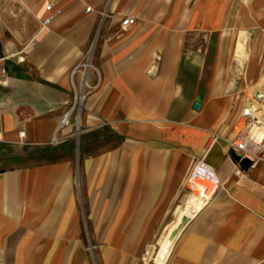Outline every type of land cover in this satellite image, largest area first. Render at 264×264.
<instances>
[{
	"label": "crops",
	"instance_id": "obj_1",
	"mask_svg": "<svg viewBox=\"0 0 264 264\" xmlns=\"http://www.w3.org/2000/svg\"><path fill=\"white\" fill-rule=\"evenodd\" d=\"M263 78L264 0H0V264H264V161L228 143Z\"/></svg>",
	"mask_w": 264,
	"mask_h": 264
},
{
	"label": "built area",
	"instance_id": "obj_2",
	"mask_svg": "<svg viewBox=\"0 0 264 264\" xmlns=\"http://www.w3.org/2000/svg\"><path fill=\"white\" fill-rule=\"evenodd\" d=\"M47 10H52V5H48ZM87 10L90 11L91 7H87ZM55 15L56 13H52L41 20L42 27H48L53 22ZM134 23V17H126L121 21L122 27ZM83 98L82 93L76 89L73 95V103L63 114L60 126L69 123L71 112L74 109H80ZM235 123L237 124H235L234 135L228 141L231 154L238 155L240 159L248 158L253 164L258 160L264 161V97L262 94L255 92L251 96L250 101L241 108L239 118ZM240 167L242 166L240 165ZM236 172L241 174L243 170L239 169ZM219 185L220 180L217 172L205 159H198L187 179L189 195L203 199L206 204Z\"/></svg>",
	"mask_w": 264,
	"mask_h": 264
},
{
	"label": "bare ground",
	"instance_id": "obj_3",
	"mask_svg": "<svg viewBox=\"0 0 264 264\" xmlns=\"http://www.w3.org/2000/svg\"><path fill=\"white\" fill-rule=\"evenodd\" d=\"M256 92L259 93L258 91H256ZM262 97H264V94H262ZM187 201H188V205H187V209L185 210V212L182 213L183 217H185V216L193 217L205 205V202L203 199L195 197L193 195L187 196ZM179 211H181V210H179ZM181 221H182V219H181ZM181 225H182V223H181ZM178 229H180V228L178 227ZM172 232L173 231H169V233L160 241L161 242V250H160V254L158 256L159 262H163L165 260V257L169 252V244L173 243L174 238H176V237L173 238L171 236Z\"/></svg>",
	"mask_w": 264,
	"mask_h": 264
},
{
	"label": "rangeland",
	"instance_id": "obj_4",
	"mask_svg": "<svg viewBox=\"0 0 264 264\" xmlns=\"http://www.w3.org/2000/svg\"><path fill=\"white\" fill-rule=\"evenodd\" d=\"M260 88V89H259ZM257 90H259L258 92L260 93V94H264V78L262 79V81H261V83L258 85V89ZM256 90V91H257ZM251 93L252 94H250V96H249V99L247 100V102L245 103V104H247L249 101H250V98H251V96L255 93V92H253V91H251ZM244 106V105H243ZM235 124H237V123H234V130H235ZM188 195H189V193H187ZM187 195V196H188ZM169 232H165V233H158V235L156 236V238L154 239V241H152V243H151V246H150V249H149V252H148V257L149 256H153L154 258H155V260L158 262L159 260H157V253H158V251H159V254H160V250H161V239H163L167 234H168ZM175 238H174V241H173V243H170L169 244V252H170V250L172 251V249H173V247H174V242H175ZM172 245H173V247H172ZM171 247H172V249H171ZM159 248H160V250H159ZM168 252V253H169ZM171 253V252H170ZM168 255V254H167ZM166 255V256H167ZM159 256V255H158Z\"/></svg>",
	"mask_w": 264,
	"mask_h": 264
},
{
	"label": "water",
	"instance_id": "obj_5",
	"mask_svg": "<svg viewBox=\"0 0 264 264\" xmlns=\"http://www.w3.org/2000/svg\"><path fill=\"white\" fill-rule=\"evenodd\" d=\"M231 156H232V158H233L235 161L239 162V164H240L241 166H243L244 168H246V169L250 168V167L252 166V164H253L252 161L249 160L248 158L240 159V157H239L238 155L234 154V153H232ZM188 218H189V217H187V216L183 217V219H182V220H183V223H182V224L186 223L187 220H188ZM178 231H179V229L174 230V231L172 232V235H171V236H172L173 238L176 237V235L178 234Z\"/></svg>",
	"mask_w": 264,
	"mask_h": 264
}]
</instances>
